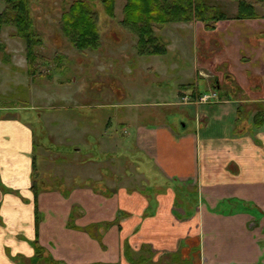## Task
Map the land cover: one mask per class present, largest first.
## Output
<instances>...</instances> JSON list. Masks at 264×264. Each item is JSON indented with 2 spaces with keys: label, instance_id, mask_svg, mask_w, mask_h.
<instances>
[{
  "label": "crops",
  "instance_id": "obj_1",
  "mask_svg": "<svg viewBox=\"0 0 264 264\" xmlns=\"http://www.w3.org/2000/svg\"><path fill=\"white\" fill-rule=\"evenodd\" d=\"M8 58L0 60L3 73ZM195 76L207 90L194 87V98L218 92L210 103H175L194 110L198 132L168 120L137 128L136 148L153 162L158 183L118 176L103 191L90 182L49 186L39 177L47 167L38 166L33 130L0 115V264H38L37 247L62 264H131L127 246L135 260L148 257V248L163 264L168 255L190 264H264V126L232 133L242 106L253 101L221 100L207 74ZM181 90L178 97L188 96ZM87 171L86 181L95 180Z\"/></svg>",
  "mask_w": 264,
  "mask_h": 264
},
{
  "label": "rangeland",
  "instance_id": "obj_2",
  "mask_svg": "<svg viewBox=\"0 0 264 264\" xmlns=\"http://www.w3.org/2000/svg\"><path fill=\"white\" fill-rule=\"evenodd\" d=\"M72 1L31 0V15L42 42L36 52L43 67L35 76L27 73L26 44L15 28L6 27L0 35L4 47L0 60H12L9 71L8 67L0 71L1 76L5 74L0 107L10 109L0 115H15L33 130L38 166L47 167L39 177L49 180V186L61 189L68 183L69 189L74 183L90 182L92 188L103 191L109 179L118 176L124 182L141 176V183H158L153 162L136 148L137 128L168 120L180 131L198 132L194 110L175 104L183 101L178 97L181 89L190 97L196 86L206 92L207 81L195 76L198 69L209 76L213 87L218 82L222 100L253 101L241 108L242 126L246 120L252 124L259 111L263 113V102H254L264 99V18L238 21L236 2L206 0L230 20L217 23L212 32L197 21L156 27L160 42L168 39L169 51L142 56L137 35L122 25L127 0H116L114 18L95 1L101 44L96 50L80 52L61 28L63 12ZM5 8L0 1V13ZM258 12L264 17L263 8ZM86 171L95 180L87 182Z\"/></svg>",
  "mask_w": 264,
  "mask_h": 264
},
{
  "label": "trees",
  "instance_id": "obj_3",
  "mask_svg": "<svg viewBox=\"0 0 264 264\" xmlns=\"http://www.w3.org/2000/svg\"><path fill=\"white\" fill-rule=\"evenodd\" d=\"M6 4L5 10L0 13V35L6 27H13L16 36L26 44L27 73L35 76L43 67L36 49L42 42L35 29L31 15V0H0ZM99 1L111 18L115 17L116 0H73L64 10L61 17V28L64 36L72 46L82 52L96 50L101 44V35L92 3ZM238 5L235 19L238 21L258 20L262 17L258 8L264 9V0H232ZM122 25L133 31L137 37V49L142 56L165 55L168 44L161 43L155 28L174 23H191L194 21L203 24L206 31H215L216 24L230 20V17L218 8L209 5L206 0H127L123 9ZM4 49L0 44V50ZM2 49V50H3ZM227 97V96H226ZM223 98V97H222ZM240 118L236 124L238 134L254 133L264 126V111H259L253 118L248 129V120L243 126ZM197 195L196 189L191 192ZM36 260L38 264H62L46 256L43 249L37 247ZM148 257L133 258L131 249L127 246L125 255L131 264H163L153 262V252L144 248ZM171 259L165 264H190L189 261L168 255Z\"/></svg>",
  "mask_w": 264,
  "mask_h": 264
},
{
  "label": "built area",
  "instance_id": "obj_4",
  "mask_svg": "<svg viewBox=\"0 0 264 264\" xmlns=\"http://www.w3.org/2000/svg\"><path fill=\"white\" fill-rule=\"evenodd\" d=\"M216 98V94L212 93V94H205V95H201L199 97H197V99L195 98L194 101H192L189 97H183L182 98V104H195V105H199L202 103H210L212 102V99Z\"/></svg>",
  "mask_w": 264,
  "mask_h": 264
},
{
  "label": "flooded vegetation",
  "instance_id": "obj_5",
  "mask_svg": "<svg viewBox=\"0 0 264 264\" xmlns=\"http://www.w3.org/2000/svg\"><path fill=\"white\" fill-rule=\"evenodd\" d=\"M27 69H28V65H27ZM214 88H216V89H218L219 88V85H218V82H217V85L216 86H214ZM213 93H215L216 94V98H217V96H218V92L217 91H215V90H213ZM202 94H199V96H201ZM199 96H197V97H199ZM186 97H189V98H191V97H193L192 99L194 100L195 98H194V93L192 94V96L190 97V96H186ZM196 97V98H197ZM221 97V96H220ZM219 97V98H220ZM192 100V101H193ZM221 100H222V98H221ZM185 105V104H184ZM187 105H192V104H187ZM254 116L255 115H253V118H254ZM253 120V119H252ZM250 125V124H249ZM247 126H248V124H247Z\"/></svg>",
  "mask_w": 264,
  "mask_h": 264
}]
</instances>
